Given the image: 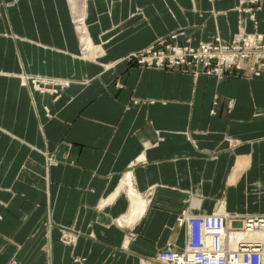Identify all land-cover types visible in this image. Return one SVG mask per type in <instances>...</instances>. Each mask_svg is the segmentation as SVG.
Masks as SVG:
<instances>
[{
	"label": "crops",
	"instance_id": "crops-1",
	"mask_svg": "<svg viewBox=\"0 0 264 264\" xmlns=\"http://www.w3.org/2000/svg\"><path fill=\"white\" fill-rule=\"evenodd\" d=\"M245 1L0 0V264H142L183 247V211L234 213L235 186L238 213L262 201L245 159L264 151V69L216 80L123 60L178 29L192 45L264 42V0L253 13L236 9ZM22 75L69 85L40 94Z\"/></svg>",
	"mask_w": 264,
	"mask_h": 264
},
{
	"label": "built area",
	"instance_id": "built-area-1",
	"mask_svg": "<svg viewBox=\"0 0 264 264\" xmlns=\"http://www.w3.org/2000/svg\"><path fill=\"white\" fill-rule=\"evenodd\" d=\"M259 1L250 0L252 4ZM125 61L140 69L180 70L194 77L204 75L222 79L243 67L256 75L264 67V42L262 37L238 32L231 41L215 38L210 43L192 45L187 35L179 32L156 39L149 47L129 54ZM30 81L35 90L44 93V79L36 77ZM47 88L50 95H58L60 91L56 85H47ZM176 225L185 230L183 247L159 251L145 264H264V215L216 212L189 216L183 211ZM239 232L249 238L238 240L234 248L230 247V237Z\"/></svg>",
	"mask_w": 264,
	"mask_h": 264
},
{
	"label": "rangeland",
	"instance_id": "rangeland-1",
	"mask_svg": "<svg viewBox=\"0 0 264 264\" xmlns=\"http://www.w3.org/2000/svg\"><path fill=\"white\" fill-rule=\"evenodd\" d=\"M261 2H262V0H260L259 1V3H256V4H252L251 2H250V0H247V1H245V3H247L248 5H249V7L248 8H244V6L242 7L241 5H238L237 7H236V9H239V11H241L242 13H247V12H252L253 13V11H258L259 9H260V5H261ZM241 6V7H240ZM80 7H78V6H76V5H74V7H71V11L73 12V13H80V9H79ZM72 25H73V29H74V31L78 34H82L83 35V28H84V25H86V23L85 22H83V21H72ZM82 27H81V26ZM179 32H184L185 33V31L183 30V29H178L177 31H174V32H172V33H169V35H171V34H173V33H179ZM242 33H244V32H242ZM186 34V33H185ZM245 34H247V33H245ZM81 35V36H82ZM248 35H251V36H256V35H254V34H248ZM80 36V37H81ZM234 37V36H233ZM257 37V36H256ZM216 38H218V37H216ZM220 39V38H219ZM233 39V38H232ZM231 39V40H232ZM230 40V41H231ZM85 42V44L87 43L86 41H84ZM135 52H137V51H135ZM82 53V52H81ZM131 53H134V52H131ZM131 53H129V54H131ZM129 54H127L124 58H123V60H125V58L129 55ZM94 56H96V53H95V55ZM127 63V62H126ZM129 64V63H128ZM132 65V64H131ZM133 66H136V65H133ZM137 67V66H136ZM263 69H264V67H261L260 68V70H258L259 72H258V74H256V75H253V74H251L252 76H257V75H259L260 73H261V71H263ZM163 71H169V69H164ZM170 71H178V72H180V73H185V74H189V73H187V72H183V71H180V70H170ZM246 73H249L248 71H246L245 70V67H243L241 70H238V71H233L232 73H230V74H227V75H225L224 76V78H222V79H227V78H236V77H241V78H245V76H247V75H245ZM199 76H204V75H198L197 77H199ZM29 77H39V78H42V79H51L52 80V78L53 79H55V80H59V81H67V80H63V79H61V78H54V77H41V76H29ZM204 77H210V78H214V79H216V80H222V79H218V78H216L215 76H204ZM37 80H39V79H37ZM22 85H24V86H26V87H30L31 89H33L34 91H36V92H38V93H40L39 91H37V90H35V88H33L32 86L33 85H31L30 83H28V82H26V79H25V81L22 79ZM51 87V86H50ZM40 94H42V93H40ZM54 95V94H53ZM53 95H51V96H53ZM55 97H57L58 95H54ZM218 103V100L216 99L215 100V102H214V104H217ZM224 105H225V107H226V109L227 110H231L232 108H233V101L232 100H229V101H227V102H225L224 103ZM256 116H260V118H264V109H263V111L261 112V114L260 115H256ZM258 119V118H257ZM261 137V140L262 141H264V134L263 135H261L260 136ZM261 141V142H262ZM261 157L259 158V160L257 159L255 162L254 161H252L251 162V165H250V167H248L247 168V162L249 161V160H247V159H245V167H246V169L245 170H249V173L250 172H252V173H250V175H258L257 176V178L259 179V182L262 184V185H264V151H262V148H261ZM248 153H249V150H245V154H246V156H248ZM253 163V164H252ZM253 167H257V168H253ZM244 174V173H243ZM243 176V175H242ZM241 179H242V177H241ZM240 182H241V180H240ZM239 182V183H240ZM238 183V184H239ZM246 180L244 181V183H243V185L241 186V188L240 189H242L246 184ZM237 186H235L233 189H230V192H232V191H234V192H237V188H236ZM230 192H229V194L227 195V199L229 200V202H231V201H236V212H234V213H229L228 211H226V209H225V204L224 203H218V205L216 206V208H215V210L213 211V212H216V210H218V209H220L222 206H223V211L225 212V213H227V214H232V215H237V216H247V214L248 215H254L255 216V214L256 215H262V214H260V213H258L257 214V212H260V211H263L264 210V192H263V195H262V201L261 202H259V203H257L256 204V206H255V210L252 208V209H249V213H238L237 212V207H238V205L239 204H242V203H245V200H246V198L244 197V196H241V197H239L237 194L235 195V197H233V199H229L230 198ZM250 200L251 201H253V200H255V197H250ZM220 207V208H219ZM253 207V206H252ZM263 207V208H262ZM212 212V213H213ZM209 214V213H208ZM176 227L178 228V226L176 225ZM60 242H66V241H71V238L69 237V236H67L66 234H64L63 232H61L60 231V235H59V239H58ZM127 244H129V241H127ZM127 246V245H126ZM168 250H170V249H168ZM147 260H149V259H145L143 262H142V264L144 263H146V261ZM8 264H14L13 262H10V263H8Z\"/></svg>",
	"mask_w": 264,
	"mask_h": 264
},
{
	"label": "bare ground",
	"instance_id": "bare-ground-1",
	"mask_svg": "<svg viewBox=\"0 0 264 264\" xmlns=\"http://www.w3.org/2000/svg\"><path fill=\"white\" fill-rule=\"evenodd\" d=\"M81 26V25H80ZM82 27V26H81ZM83 40L84 41H86L87 43L85 44V46H87V47H85V49H84V52H83V56L85 57V59H87V58H89V57H91V50L89 49V47H91V46H93V45H91L90 43H89V41H88V38L84 35V38H83ZM90 59H93V58H90ZM194 77V76H193ZM31 78H35V77H29V75H22L21 77H20V81H22V79L25 81V79H26V82H28V83H30L31 84V81H30V79ZM40 79H42V78H40ZM45 81L42 83V85H44L45 86V91H44V93H42V94H48V95H50V91H48V88H47V85H56V86H58L59 88H60V91H59V93H58V95L59 94H61L67 87H68V85H69V82L68 81H59V80H55V79H53L52 78V80L51 79H44ZM49 80H51V82L49 83ZM23 83V82H22ZM49 83V84H48ZM66 84V85H65ZM32 85V84H31ZM63 85H65V86H63ZM62 88V89H61ZM143 205L141 204V202H139V200L138 199H136V198H134L133 200H132V203H131V209H130V212H129V215H128V220L130 219L131 220V223H134L140 216H141V214H142V209H143V207H142ZM220 208V207H219ZM216 212L217 213H219V214H226V215H229V214H227V213H225L224 211H223V209L222 208H220V209H218V210H216ZM216 212H213V213H216ZM209 214H212V213H209ZM209 214H206V213H201V214H196V215H199V216H204V215H209ZM189 216H192L191 214H189ZM194 216V215H193ZM247 216H249L248 214H247ZM251 216H254V215H251ZM125 219H127V218H125ZM119 224H121L120 222H119ZM181 228H184V227H181ZM185 231V230H184ZM249 237H247V236H245L243 233H237L236 235H235V237H233V236H231L230 237V239H229V241H230V243H229V245H230V247H235V245H236V243L238 242V240H244V239H248ZM126 246V245H125ZM182 247H180V248H175V249H171V250H178V249H181Z\"/></svg>",
	"mask_w": 264,
	"mask_h": 264
}]
</instances>
